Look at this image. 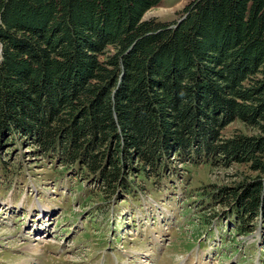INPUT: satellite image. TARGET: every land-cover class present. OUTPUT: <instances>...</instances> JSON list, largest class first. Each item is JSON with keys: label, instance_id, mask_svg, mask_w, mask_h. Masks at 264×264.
I'll return each instance as SVG.
<instances>
[{"label": "trees", "instance_id": "16d2710c", "mask_svg": "<svg viewBox=\"0 0 264 264\" xmlns=\"http://www.w3.org/2000/svg\"><path fill=\"white\" fill-rule=\"evenodd\" d=\"M160 1L0 0V150L27 139L117 198L175 158L244 165L211 194L247 231L264 220V0L145 18Z\"/></svg>", "mask_w": 264, "mask_h": 264}, {"label": "rangeland", "instance_id": "374dc122", "mask_svg": "<svg viewBox=\"0 0 264 264\" xmlns=\"http://www.w3.org/2000/svg\"><path fill=\"white\" fill-rule=\"evenodd\" d=\"M188 1L161 0L144 17L177 19ZM241 129L233 122L223 133ZM27 144L0 150V264H264L263 217L238 231L233 209L211 194L244 165L175 158L117 198Z\"/></svg>", "mask_w": 264, "mask_h": 264}]
</instances>
